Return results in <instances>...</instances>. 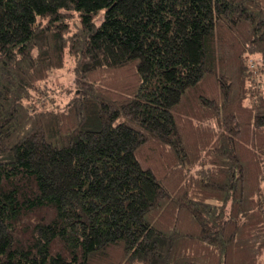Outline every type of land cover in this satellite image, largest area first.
Instances as JSON below:
<instances>
[{
    "label": "trees",
    "instance_id": "obj_1",
    "mask_svg": "<svg viewBox=\"0 0 264 264\" xmlns=\"http://www.w3.org/2000/svg\"><path fill=\"white\" fill-rule=\"evenodd\" d=\"M263 71L264 0H0V264H264Z\"/></svg>",
    "mask_w": 264,
    "mask_h": 264
},
{
    "label": "rangeland",
    "instance_id": "obj_2",
    "mask_svg": "<svg viewBox=\"0 0 264 264\" xmlns=\"http://www.w3.org/2000/svg\"><path fill=\"white\" fill-rule=\"evenodd\" d=\"M102 16L103 13H99L97 16L94 17V23L96 25H99L102 21ZM74 22L79 23L76 19L75 21L70 20L69 25L71 28H74L76 25ZM255 64V63H254ZM73 74L69 72L68 70H63V71H57L55 75L52 76L51 80V86L53 87H62V86H68L70 85L71 80H72ZM257 80L259 82V86L264 87V71L257 74ZM264 185V183H263Z\"/></svg>",
    "mask_w": 264,
    "mask_h": 264
}]
</instances>
